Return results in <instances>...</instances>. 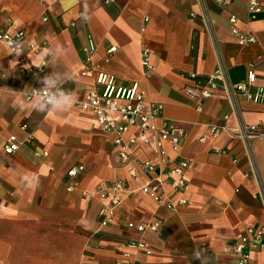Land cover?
<instances>
[{
    "label": "crops",
    "instance_id": "1",
    "mask_svg": "<svg viewBox=\"0 0 264 264\" xmlns=\"http://www.w3.org/2000/svg\"><path fill=\"white\" fill-rule=\"evenodd\" d=\"M247 7L248 0H0V29L25 32L24 62L0 42V264H238L235 244L248 228L264 225V136L247 144L229 132L212 136L208 124L232 112L231 125L240 119L264 129V104L232 99L223 86L198 109L184 88L194 82L192 74L207 77L220 67L232 84L254 69L256 88L264 86V10L249 20ZM232 14L255 43L239 42ZM90 36L98 44L97 70L116 75L123 86L137 83L147 100L164 105L165 118L188 130L180 151L192 160L187 201L175 210L141 192L145 177L131 176L135 166L122 162L113 135L76 105L95 86L94 77L81 74ZM111 44L118 50L109 55ZM55 45L65 54L35 67L29 55ZM145 49L153 70L143 64ZM68 70L73 78L63 88L72 93L71 109L18 107L29 102L25 86H41L34 74ZM12 135L25 144L9 155L4 145ZM165 148L174 161L178 153L169 142ZM154 155L145 144L134 154ZM78 163L86 170L69 190L67 172ZM116 180L125 189L103 224L100 211L112 195L99 191ZM158 219L160 232L128 225ZM138 241L148 248L131 246ZM250 264H264V250Z\"/></svg>",
    "mask_w": 264,
    "mask_h": 264
},
{
    "label": "built area",
    "instance_id": "2",
    "mask_svg": "<svg viewBox=\"0 0 264 264\" xmlns=\"http://www.w3.org/2000/svg\"><path fill=\"white\" fill-rule=\"evenodd\" d=\"M222 3L223 0H217ZM249 20L257 19L264 10L262 0H248ZM239 17L232 14L230 22L233 34L239 37L241 44H251L257 41L252 32L243 31L239 24ZM23 30L9 31L0 29V42L7 46L10 42H18L21 45L22 53L19 55L22 62L25 61ZM30 47L36 49V44L31 43ZM9 48V47H8ZM12 51V49L10 48ZM118 46L111 44L107 49L109 55L114 54ZM98 51V44L93 36H90L85 46V57L81 74L95 78V86L87 92L86 96L77 101L76 105L83 111L91 112L99 126L108 134L113 135L114 145L118 149L119 156L123 163L134 164L130 171L132 177L139 178L143 175L145 181L141 184L140 190L143 194L152 197L159 204L175 210L179 205L185 204L184 192L188 186L189 170L192 160L182 156L181 150L188 136V130L177 125L172 120L163 116L164 105L159 102L147 100L144 93L139 90L138 84L123 86L118 83L117 76L108 72L97 70L95 67V56ZM13 52V51H12ZM143 64L148 70H153L150 62V50L145 49L143 53ZM25 69V68H24ZM28 74L34 73L33 68L26 70ZM193 83L185 86L184 92L192 99L199 101L198 109L202 108L201 103L215 96L225 86L230 97L239 96L247 100L264 104V86L256 88L257 74L254 69L249 70L247 80L239 84H232L226 80V73L223 68H217L211 75L203 77L197 73L191 75ZM30 93L27 94L29 100ZM233 113L225 114L218 122L209 123L208 128L212 136H219L224 132L233 133L237 139L246 142L264 136V129L261 124H247L238 119L237 125L230 124ZM26 128L27 125H22ZM29 136V140L32 139ZM205 139V138H203ZM169 142L176 151L177 157L170 159L167 154L165 143ZM25 144L16 135L10 136L5 145L4 151L13 155ZM153 146L155 155L150 159L135 158V150L141 145ZM47 155V152L39 153ZM86 170V165L78 163L73 165L67 172L69 190L77 187V178ZM1 183V178H0ZM125 189L123 180H116L112 184L104 185L99 194L108 198L111 194V205L104 206L100 211L103 218L102 223L108 224V216L114 213V208L120 203L119 194ZM131 227L139 231L160 232L163 222L155 220L149 224H136L130 222ZM134 248H148V244L142 241L133 242ZM264 250V225L250 227L242 235L233 248V254L238 264H250L252 255L255 252ZM121 264V263H120Z\"/></svg>",
    "mask_w": 264,
    "mask_h": 264
},
{
    "label": "clouds",
    "instance_id": "3",
    "mask_svg": "<svg viewBox=\"0 0 264 264\" xmlns=\"http://www.w3.org/2000/svg\"><path fill=\"white\" fill-rule=\"evenodd\" d=\"M83 19L88 20L90 17L87 13L84 14ZM15 55L22 53L21 45L18 42H10L8 45ZM65 54V50L61 45H55L51 48H46L38 54L29 55L31 60H36L34 64L37 68H42L47 57H55L60 59ZM73 73L68 70L63 73L47 74L40 77L34 74V79L41 85L39 88L25 86L30 89V98L28 103H20L18 107L21 110L31 108L40 112H64L73 106V96L70 91L63 88V83L71 80ZM24 88V89H25Z\"/></svg>",
    "mask_w": 264,
    "mask_h": 264
}]
</instances>
